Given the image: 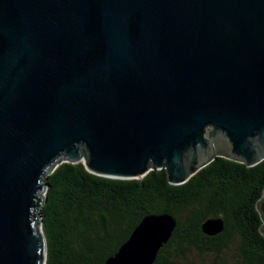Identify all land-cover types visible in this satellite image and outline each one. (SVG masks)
<instances>
[{"label":"water","instance_id":"obj_1","mask_svg":"<svg viewBox=\"0 0 264 264\" xmlns=\"http://www.w3.org/2000/svg\"><path fill=\"white\" fill-rule=\"evenodd\" d=\"M216 156L264 158V0H0V264H45L59 162L180 184ZM255 208L264 236V186ZM174 225L143 216L104 264H152Z\"/></svg>","mask_w":264,"mask_h":264},{"label":"trees","instance_id":"obj_2","mask_svg":"<svg viewBox=\"0 0 264 264\" xmlns=\"http://www.w3.org/2000/svg\"><path fill=\"white\" fill-rule=\"evenodd\" d=\"M43 182L45 264H104L143 216L158 213L169 214L175 225L152 264H174L168 256L184 258L189 247L217 256L232 238L237 244L231 264H264L255 208L264 186V158L246 166L216 156L180 184H169L163 169L113 178L88 172L81 161H61ZM209 217L223 220L214 236L200 230Z\"/></svg>","mask_w":264,"mask_h":264},{"label":"rangeland","instance_id":"obj_3","mask_svg":"<svg viewBox=\"0 0 264 264\" xmlns=\"http://www.w3.org/2000/svg\"><path fill=\"white\" fill-rule=\"evenodd\" d=\"M237 241L235 238L229 240L227 247L216 256L214 252L198 253L193 248L185 249L184 258L169 257L174 264H231L234 259ZM166 250H169L166 249Z\"/></svg>","mask_w":264,"mask_h":264}]
</instances>
